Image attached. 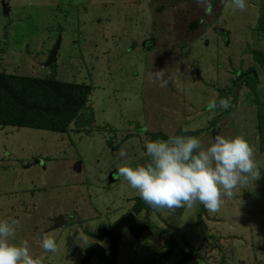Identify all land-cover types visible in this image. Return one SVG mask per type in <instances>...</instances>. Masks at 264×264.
Segmentation results:
<instances>
[{
    "label": "rangeland",
    "instance_id": "obj_1",
    "mask_svg": "<svg viewBox=\"0 0 264 264\" xmlns=\"http://www.w3.org/2000/svg\"><path fill=\"white\" fill-rule=\"evenodd\" d=\"M210 2L211 9L206 11L198 0H0V73L45 79L51 71L46 62L58 42L55 78L89 87L86 108L77 123L70 125L68 132L72 135L63 136L61 144L55 143L58 133L0 126V172L8 171L9 179H13L17 171L10 168L21 169L20 173L27 175L37 185L36 193L41 194L35 212L30 207L27 213V204L20 203L9 206L6 214L7 204L1 205L0 220L20 221L10 243L19 245L27 240L31 255L38 251L49 254L36 240L52 231L51 227L46 229L47 217L60 206H77L86 220L98 218V227L83 231L91 244L103 227H111L128 212L152 229V237L144 241L132 238L127 231L122 234L115 264H175L182 251L195 254L198 264H264V253H255L258 248L264 250V238L255 236L261 231H251L259 242L253 248L249 238L242 237L245 240L240 242L228 235L229 198L224 200V204L228 202L226 211L219 210L223 223L218 226L212 225L213 218L207 217L199 204L175 212L157 211L146 205L147 209L135 213V206L129 205H138L137 200L131 203L127 196L137 198V194L114 171L130 165L127 162L132 160V153L120 157V149L133 150L137 157H143L151 134L169 138L179 133H198L193 137L201 141L202 147L210 146L214 141L211 127L223 118L215 114L227 110H209V102L216 100L221 90H231L238 73L253 65L257 96L245 83L236 97L234 92H226L235 112L229 116L230 126L228 117L220 123L223 128L219 133L229 139L243 136L254 147L258 163L264 164V152L258 149V107L254 103H264V66L257 63L260 54L264 55V0H247L243 12L226 10L222 0ZM161 70L169 81L166 87H160L153 77ZM259 145L264 150V144ZM6 148L16 152V161L7 155ZM33 150L37 152L35 158L43 161L34 168H23L32 160ZM80 168L81 173L70 183ZM111 178L113 183H109ZM69 183L78 185L73 198ZM4 188L11 193L23 191L10 181ZM238 189L237 195L248 197L250 205H255L253 193L257 199L261 196L246 187ZM259 192L264 193V188ZM84 193L87 199L91 197L90 203H86ZM257 205L249 213L264 207L259 202ZM76 218L73 213L66 220ZM46 220L48 223L43 222ZM60 235L61 231L56 241L62 240ZM100 244L108 247L106 241ZM168 251L172 254H166ZM251 252L261 261L246 263L249 256L243 254ZM47 257L41 258V264L68 261L58 253ZM89 264L100 263L92 258Z\"/></svg>",
    "mask_w": 264,
    "mask_h": 264
},
{
    "label": "clouds",
    "instance_id": "obj_2",
    "mask_svg": "<svg viewBox=\"0 0 264 264\" xmlns=\"http://www.w3.org/2000/svg\"><path fill=\"white\" fill-rule=\"evenodd\" d=\"M198 2L206 6V11L211 9L210 0ZM222 3L226 10L247 9V0H222ZM153 77L160 87H166L169 82L164 70L153 73ZM217 107L227 110L231 107L230 99H220L218 103L211 100L208 104L209 110ZM144 146L150 157L147 166L126 164L119 167L118 175L157 211L175 212L199 204L215 214L225 197L232 198L236 189L246 187L250 179L257 180L261 175L255 149L243 136L229 139L218 133L207 148L202 147L197 137L182 135L146 141ZM118 155L127 157L128 153L121 148ZM19 223L16 219L0 220V264H41L40 258L31 255L27 240L19 245L10 243ZM39 244L45 252L59 250L56 240L48 234L42 236Z\"/></svg>",
    "mask_w": 264,
    "mask_h": 264
},
{
    "label": "crops",
    "instance_id": "obj_3",
    "mask_svg": "<svg viewBox=\"0 0 264 264\" xmlns=\"http://www.w3.org/2000/svg\"><path fill=\"white\" fill-rule=\"evenodd\" d=\"M147 36L148 35H146V37ZM253 68L255 69V72H256V67L254 65H253ZM57 72H58V68L56 70V74H57ZM256 74H257V72H256ZM226 99H228V98H226ZM233 112H235V111L233 110L232 112L225 113V114L223 113V114H220V115L219 114H215V115L218 116L217 118L221 119L222 116H223V118H222V120H220L219 125H217V126L215 125L214 127H211V128L214 129V128H217L218 127V133H219V130L222 131L221 128H223V127L220 126V123L222 124V121L225 120L227 117H228V126H230L229 125L230 124L229 116L231 114H233ZM210 116H208L207 118H210ZM70 125L67 128L66 132H64V133L54 132V133H58V135H60V137L57 138V140H55L56 141L55 143H60L61 144V143H63V138L65 139V137H63V136H66V134H67V136L72 135V134H70L68 132L69 131V128H70ZM9 128H16V127H9ZM17 129H20V128H17ZM213 129H211V131H213ZM44 131H47V130H44ZM49 132H52V131H49ZM145 132L146 131H143V133H145ZM259 144H260V142H259V139H258V149L261 152H264L263 149H260V145ZM2 149H1V152H2ZM6 150H8L7 151V155L10 156L11 159H13L14 161H16L17 160V157H18V155L16 154V152L14 150L8 149V148H6ZM117 150H119V149H115L113 151L115 152ZM126 151H128L127 153L130 154V155H131V153L133 154V156H131L132 160L131 161L128 160V162H127L128 164H130L129 166H132V167H136V166H147V164L150 162V157H147V158L145 157V153H147V152H144L141 155V156H143V157L146 158V159H144L143 157H140V156L137 157L134 154V151L133 150H131V152L129 150H126ZM36 153L37 152L35 150H33V152L31 153V156H32L31 159L32 160L29 162V164L27 166L26 165L23 166V168L30 169L31 167L34 168L33 165H37L38 166V165L41 164V162L43 160L40 162L41 159L39 160L38 158H35V157H37V154ZM255 155H256V153H255ZM12 157H14V158H12ZM256 161L258 163V160L257 159H256ZM263 165L258 163V166H259V169H260V172H261L260 178L257 179V180H251L250 179L248 185L246 186V190L251 189L253 191L258 192L261 195V196L259 195L260 196L259 199H257L258 197L255 196L254 193H253L254 196L253 195L251 196L252 199L254 198V200H255V203H254L255 205H250V202L248 200V197H246L245 199H243L241 196L237 195L238 194V191L237 190H239V189H236L235 190L236 191V194H234L233 197L230 198V200H232V201H230V202H232V205H229L230 207L228 206V235H232L231 240H233V241H238L239 240L241 242L242 240H245V238H246V240L249 238V241H251V242H249V245H251L252 248L254 246L258 245L259 242H257L258 240L256 238L254 239L253 235H251V231L258 230V231H261V233L264 231L263 230V228H264V213L263 212L261 213L262 209L264 210V207H262L261 209L258 208V209H260V211L257 212V213H252V214L249 213L250 211H252L254 209V206H258L257 205L258 202L260 204H264L263 203L264 202V193L261 194L259 192L261 190V188H264V183H263L264 182V170H262V169H264V166ZM10 169H11L12 172L17 171L15 173V176H14L13 179H9L10 177H8L9 176L8 175V171H3V172L1 171L0 172V173H2V174H0V195L3 196V198H1L3 200V203L0 204V208H1V205L3 206L5 204H7L6 205V208H7L6 214H7V211H8L9 206L19 205L20 203L27 204L26 209H25L26 212L29 210L30 207L32 209L33 208L35 209V206L38 207V205L41 203V201H40L41 194L36 193L37 188H38L37 185L34 184V183H32L31 181H29L27 179V175H25L24 173L23 174L20 173V170L21 169L15 170L12 167ZM114 171L117 172L118 170H114ZM78 173L79 174L81 173V168L79 170H77V173L76 174H74L73 176H71L70 183L72 182V180L75 179L74 176L79 175ZM113 174H114V172H113ZM111 179H112V181L109 182V183H113L114 182L113 178H111ZM6 181H8V183L10 181V183H11L12 186L15 184V185H18V187H23V191L21 193H16V192L15 193H13V192L11 193L10 189H7L6 190L4 188ZM108 181H109V179H108ZM70 183H69V185H70ZM32 185L34 187H32ZM77 187H78V185H75V186H71L70 185V188H71V194H70V196L72 195V198H73V195L76 194V193H74V190H77ZM62 188H66V186H62ZM72 192H73V194H72ZM80 192H81V194H83L82 193V188H81ZM248 195H249V193H248ZM84 196L87 199V194L84 193ZM81 197L83 198L82 195H81ZM9 198H13V201L11 199H9ZM127 198H129V200H132L131 203H134L135 200H137L139 197L136 198L135 196L128 195ZM90 199H91V197L88 196V199L86 200V203H90L89 202ZM224 200L227 201V198H224ZM135 205L136 204H131L129 206L130 207H134ZM227 205H228V202H227V204H223L220 210L226 211V206ZM238 206L240 207L239 208L240 210H237L238 209ZM242 206L244 208H241ZM247 207H248V209L245 210ZM202 208H203V210L205 212V215L207 217H209V218L212 217L213 218L214 221H211V223H212L213 226L214 225L215 226H218L221 223H223V222H221L222 220H219L221 218L220 211L217 212V213H215V214H213V213H209L203 207V205H202ZM34 209H33V211H34ZM141 211H144V210H141ZM91 212H94V211L91 210ZM0 213H2V212H0ZM52 213H54V214H52V215H50V216L47 217L49 223L47 222V220L46 221H43L44 223H46V222L48 223V225H46L47 226L46 229L48 227H51L52 226L50 220L53 217H56L58 215H62L65 218L64 219V224L60 228L55 229V230H52V231L49 232L51 234V236L55 239V237L58 234V232L61 231L60 237H61L62 240L61 241H56L57 244H58V246L61 245L60 247H58L59 248V250H58L59 252H56V253L50 252L49 254H45L44 255V254H41L38 251V252L33 253V256L34 255H37L36 257H38L40 259L41 258H45V257L48 256L47 259H49L50 256H53V255H55V254L58 253V256L61 257L62 259H65L67 257V260L68 261L66 262V264H76L77 262L79 264L80 263V260L82 258L81 257V254H80L81 251L83 249H85L88 245L91 244L89 241L88 242L86 241V239H87L86 236L87 235L85 236V234H84L83 231L84 230H92L93 228L98 227V218H96V219L91 218L89 220H86L87 217H85L83 215L81 208L78 209L77 206H74L73 208H71V206H60L57 209L53 210ZM73 213H75V215H77V218L75 220H73L76 224H72V223H74L73 221L70 222V221L66 220V217L67 218H68V216H71L72 217V214ZM96 215H99V214H96ZM0 216H1V214H0ZM90 216H95V215H92L91 214ZM221 219H223V218H221ZM254 221H256V225H254ZM95 223H96V225L95 226H92ZM206 226H207V224H206ZM213 229L215 231H218L215 228H213ZM49 230H50V228H49ZM49 233H47V234H49ZM261 233L260 234L257 233V235H255V236H257V237L258 236L259 237L262 236L264 238V235H262ZM65 234H67V236H68V238H67V241H69L68 243H66V241H65L66 240V235ZM89 236H91V235H89ZM242 237H245V238H242ZM36 240L39 242V238L36 239ZM38 242H37V244L39 245ZM255 243H256V245H255ZM229 244L230 245L231 244H236L235 246H239L240 243L239 242L238 243H231L230 242ZM83 246L84 247L86 246V247L84 248ZM82 247H83V249H82ZM249 249L252 250L251 248H249ZM260 251H262V253H264V250L263 249H260V248H258V250H256L255 253L258 256H260V253H259ZM62 252H63V254H62ZM38 254H40V255L38 256ZM79 255H80V257H79ZM245 255L249 256L248 258H246V261H245L246 263H248L249 261H251L253 259H254L255 263L261 261V260H259L258 257H252L251 256V255H253L252 252L251 253H248V254H245L244 253L243 256H245ZM262 260H264V258H262Z\"/></svg>",
    "mask_w": 264,
    "mask_h": 264
},
{
    "label": "trees",
    "instance_id": "obj_4",
    "mask_svg": "<svg viewBox=\"0 0 264 264\" xmlns=\"http://www.w3.org/2000/svg\"><path fill=\"white\" fill-rule=\"evenodd\" d=\"M261 29L264 30L262 27ZM260 56L261 60L257 63L264 66V55L260 54ZM56 68V63L50 66V74L45 79L0 73L1 127L30 128L64 133L71 123H77L80 112L86 108L89 87L57 80L55 78ZM256 78L257 74L253 67H249L243 73H238L232 83L231 90H221L223 93H220L216 101L226 99L229 96L226 95V92L228 94L234 92L233 96L236 97L244 83L257 96ZM254 103L258 107L257 133L260 142L264 144V103L259 100L254 101ZM231 110L230 107L226 113ZM91 116L93 117L92 114ZM196 134L179 133V135L185 136ZM150 136L151 140L168 139L160 133ZM137 203L138 205L136 204L134 208L135 213L147 209L145 207L147 204L142 199L138 198Z\"/></svg>",
    "mask_w": 264,
    "mask_h": 264
},
{
    "label": "water",
    "instance_id": "obj_5",
    "mask_svg": "<svg viewBox=\"0 0 264 264\" xmlns=\"http://www.w3.org/2000/svg\"><path fill=\"white\" fill-rule=\"evenodd\" d=\"M59 48V43L53 47L50 56L46 62V66L50 67L56 62V53ZM213 138L218 134V128L213 129ZM41 162V161H40ZM64 216L58 215L50 221L53 223L51 230L60 228L64 224ZM128 232L133 238L144 241L152 237V229L147 224L138 222L136 215L133 212H128L118 219L110 228H103L100 233L94 236L96 243L88 246L84 250V256L80 264H89L92 258H95L100 264H114L117 259L118 249L122 234ZM103 241H107L108 248L100 245ZM166 254H172L168 251ZM162 253V256H166ZM175 264H198L195 254L184 251L180 259Z\"/></svg>",
    "mask_w": 264,
    "mask_h": 264
},
{
    "label": "flooded vegetation",
    "instance_id": "obj_6",
    "mask_svg": "<svg viewBox=\"0 0 264 264\" xmlns=\"http://www.w3.org/2000/svg\"><path fill=\"white\" fill-rule=\"evenodd\" d=\"M123 216V215H122ZM122 216H120L119 218H121ZM137 217V216H136ZM137 220H138V222H140V220L137 218ZM117 221V220H116ZM140 223H143V222H140ZM52 225H53V223H51ZM143 224H147V223H143ZM149 226V225H148ZM111 227H112V225H111ZM110 228V227H109ZM125 233V232H124ZM123 233V234H124ZM132 237V236H131ZM133 238V237H132ZM135 239V238H134ZM137 240V239H136ZM138 241H140V240H138ZM107 242V241H106ZM108 243V242H107ZM184 251H182L181 252V254L183 253ZM181 254H179V256H178V259H180V257H181ZM178 259H177V261H178Z\"/></svg>",
    "mask_w": 264,
    "mask_h": 264
}]
</instances>
